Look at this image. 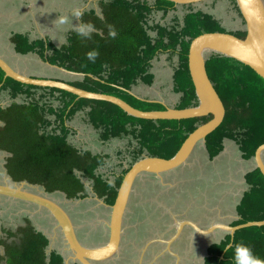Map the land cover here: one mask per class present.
I'll list each match as a JSON object with an SVG mask.
<instances>
[{
  "label": "trees",
  "instance_id": "trees-1",
  "mask_svg": "<svg viewBox=\"0 0 264 264\" xmlns=\"http://www.w3.org/2000/svg\"><path fill=\"white\" fill-rule=\"evenodd\" d=\"M99 8L101 18L94 11L82 16V22L90 23L93 31L87 36L71 32L66 45L60 48L40 41V58L66 71L83 74L82 78L68 83L74 87L115 96L136 109L150 111L164 110V107L141 101L129 91L138 81L150 86L151 61L159 53H169L170 57L178 58L172 79L174 92L181 96L175 108L196 105L187 67L188 48L192 39L211 32L203 30L214 24L211 16L194 13L189 7L181 26L179 23L167 26L150 23V16L156 11H161L162 16L173 11L175 4L169 1L155 0L150 5L144 0H108L101 1ZM113 32L115 35H110ZM244 37L245 32L240 38ZM13 42L19 53L29 52L36 46L27 44L22 36H14ZM92 50L99 53L95 61L86 57ZM205 69L225 110L221 124L206 136L205 149L213 158L222 151L223 140L232 139L237 142L242 157L248 160L264 143V80L248 66L220 55H211ZM6 89L12 99L19 95L26 99L0 108L3 124L0 150L10 155L5 160L8 175L15 182L40 185L50 194L61 192L68 200L87 197L84 179L91 183L95 197L112 205L123 176L134 162L144 154L170 159L197 126L211 119V116L180 121L137 119L105 101L77 98L59 89L24 85L4 78L0 69V91ZM39 90L40 95L36 97ZM144 104L156 108L139 106ZM79 113L98 132L103 143L112 139L127 142L126 168L113 183L100 172L107 165L108 155L92 153L69 140L74 130L68 123ZM246 181L251 187L236 207L239 219L231 226L264 220V178L256 169L246 175ZM1 233L4 254L0 255V264H63V256L55 250L46 255L49 240L27 217H23L22 224L14 231L1 229ZM238 244L249 247L254 256L264 260V226L237 230L232 240L226 234L219 244L208 247L204 263L235 264Z\"/></svg>",
  "mask_w": 264,
  "mask_h": 264
},
{
  "label": "rangeland",
  "instance_id": "rangeland-1",
  "mask_svg": "<svg viewBox=\"0 0 264 264\" xmlns=\"http://www.w3.org/2000/svg\"><path fill=\"white\" fill-rule=\"evenodd\" d=\"M77 1L85 5V1ZM95 3L96 5L92 3V6L100 9L98 2L95 1ZM153 3L152 0L150 3L148 2L150 5ZM176 6L178 10L170 11L168 15L162 16L160 12H157L158 22L167 26L179 23L181 26L183 16L188 12L189 7ZM193 12L204 14L202 10H193ZM211 19L214 20L213 17ZM203 30L211 31L205 33H229L238 38L243 37V32L235 31L223 23L215 22V20L214 24L203 28ZM170 60H173L172 57ZM172 64L176 70L177 63L172 61ZM159 94L165 97L164 99L168 101L169 105L178 103L181 96L180 93L174 92L173 82L169 80L161 85L160 89L151 87L144 93L152 99H155ZM145 102L149 103L147 100ZM139 106L148 109L156 108L154 105L148 104ZM80 126L82 129H79L78 126V129L70 137V142L75 143V146H78V143V147L88 149L92 153L102 151L110 153L113 161H109V164L100 169V172L108 182L113 183L114 178L120 174L123 168H126V161L122 162L123 158L118 159L113 150H125L127 145L125 146V142L117 139L103 143L99 139L98 132L89 124L82 121ZM201 147L202 145L199 143L186 166L159 177L140 176L135 182L128 202L121 250L114 259L100 264H202L205 255L204 246L208 237H201L191 227L184 226L179 239L174 241L171 246H167L166 241L174 233L177 222L183 219L192 218L196 224L203 228L213 223L228 222L233 224L239 218L236 214L237 210L236 213L234 211V204L241 194L240 189L243 186L232 187L231 195L224 196L229 192L226 185L220 184L221 181L211 184L212 175L215 172L204 166L206 156ZM5 158L6 156L0 152V183L4 177ZM201 175L204 181L201 179ZM83 181L87 183L85 199L65 201L63 195L58 192L51 193L49 197L58 202L68 213L75 227L77 238L84 246H99L106 242L108 237L107 224L110 207L106 206L103 199H98L93 195L88 181L84 179ZM226 190L228 191L226 192ZM204 193L205 198L202 197ZM22 216L27 217L37 230L44 231L52 242V248L62 253L63 258L68 260L67 264H72L71 252L67 249L60 231L54 228V221L45 211H39L35 205L25 202L0 199V226L6 230L14 231L22 224ZM224 233L216 231L214 235L217 234L216 238H219ZM214 235L210 236L213 237L212 240H215ZM148 243L150 244L148 245Z\"/></svg>",
  "mask_w": 264,
  "mask_h": 264
},
{
  "label": "water",
  "instance_id": "water-1",
  "mask_svg": "<svg viewBox=\"0 0 264 264\" xmlns=\"http://www.w3.org/2000/svg\"><path fill=\"white\" fill-rule=\"evenodd\" d=\"M165 1L172 2L175 5H197L208 0ZM233 1L235 2L238 12L243 20L245 37L241 39L229 33H202L191 40L187 54V67L194 87L196 105L182 109L166 107L160 103L164 106V110L142 111L132 107L115 96L85 91L62 81L29 78L28 76L13 70L0 58V69L4 73V78H10L24 85L59 89L71 93L77 98L105 101L116 105L128 116L137 119L151 121H180L211 116L210 120L197 126L196 129L188 135L179 150L170 159L149 157L144 154L139 160L131 165L129 170L123 176L114 203L110 207V217L107 224L109 231L108 239L104 244L99 246L87 247L82 245L77 238L75 227L70 216L58 202L49 197L50 193H47L40 185H33L26 181H13L6 172L4 167L5 162L3 163L4 177L3 181L0 183V198H5L10 201L25 202L27 204L35 205L39 211H45L54 221V228L60 231L62 238L67 245V249L71 252L72 255L70 256V259L72 260V263L93 264L114 259L120 251V242L123 234V220L136 179L143 175L159 177L160 175L182 167L187 163L196 146L201 143L204 147L206 136L212 133L221 124L225 115V110L213 84L208 79L205 69V62L211 55L232 58L243 65L248 66L264 80V1ZM60 69L75 77H83V74L69 72L63 68ZM129 93L135 98L145 101L136 97L131 90ZM148 102L151 103L156 101ZM0 152L5 156H10L4 151L0 150ZM263 153L264 143L260 145L254 153V159L257 161V169L264 178V165L261 162V156ZM78 176L80 177V175ZM82 182L85 186L87 185L83 179ZM58 193L63 195L65 201H70L63 193ZM184 226L191 227V229L200 236H208L214 234L216 231H222L229 234L232 240L235 231L252 226H264V220L247 222L236 226H230L223 223H213L207 228H200L191 220L178 221L174 233L166 241L167 246H171L174 241L179 239ZM43 234L49 240L46 249V255L49 256L50 252L53 250L51 246L52 242L47 234ZM229 246L230 245H228L226 249ZM3 254V248L0 246V255ZM67 262V259H63V264H67Z\"/></svg>",
  "mask_w": 264,
  "mask_h": 264
},
{
  "label": "crops",
  "instance_id": "crops-1",
  "mask_svg": "<svg viewBox=\"0 0 264 264\" xmlns=\"http://www.w3.org/2000/svg\"><path fill=\"white\" fill-rule=\"evenodd\" d=\"M82 1H85V5H79L78 7L77 0H0V58L13 70L32 79H50L66 83L78 79L79 77H75L72 74L61 70L60 67L58 68V66L51 65L45 59L40 58V41H44V43L48 42V44H51L56 48L66 45L69 34L73 31H77V28L81 24H85L82 22V16L85 13L94 11L98 17H102L100 9L92 6V3L96 5L95 1L100 3V1L108 0ZM147 1L150 3V0ZM219 1L216 9L213 8L214 0H208L199 3L198 5H194L193 10H202L204 14L210 15L215 21L223 23L225 26L230 27L235 31L245 32L243 20L234 1ZM221 1L223 2V5H220ZM222 8L225 9L222 10ZM77 11L80 12L79 16L74 15ZM160 13L162 14V12ZM62 17L67 18V23H57ZM14 36H22L26 39L27 44H36V46L29 52L19 53L16 51L13 42ZM37 43L39 44L37 45ZM170 58L169 53H159L151 61L148 72L153 76V83L148 86L143 82L138 81L133 85L131 91L136 97L147 101H156L151 103H162L166 107H175L178 104L175 103L169 105L168 101L164 99L165 97L162 94L156 96L155 99L144 95V93L150 90L151 87L160 89L161 85L165 84L168 80L172 82L173 70L175 69L172 61L178 63V58L177 56H173V60H170ZM39 95L40 90L35 93L36 97ZM23 101H26L24 95H19L15 99H12L8 89L0 91V108H6L13 102L20 103ZM56 104L57 102L54 103V105ZM83 120L84 123H86L83 114L79 113L75 115L74 119L69 122L68 125L75 132L78 129V126L80 127L79 129H82L80 123H82ZM2 125L3 124L0 121V126ZM123 142H125L126 146L127 142ZM77 145L79 146L78 143ZM201 150H204L206 156V164L204 166L209 168L210 171L212 169L215 172L212 175L213 181L210 183L214 184L215 182L216 184V181H221L220 184L226 185L225 187L229 189V192L225 193L224 196L231 195L233 192L232 187L243 186L240 189L241 194L239 196L237 194L238 198L234 204V211L236 213V207L242 199L243 194L251 187L246 181V175L257 169V161H255L254 156L245 160L242 157L237 142L232 139H224L222 142V151L213 158L209 157L203 145ZM113 151H115L114 153L119 159L118 154L120 149ZM100 153L109 156L108 162L113 161L110 153H106L105 151ZM261 162L264 165V153L261 156ZM186 164L183 166H186ZM201 179H203L202 175ZM227 191L228 190H226V192ZM202 197L205 198V193ZM221 223L230 226L232 225L228 222ZM40 232L44 233L42 230H40ZM226 234L227 233H224L223 236ZM214 236L216 238L218 235L216 234ZM149 244L150 243H148V245Z\"/></svg>",
  "mask_w": 264,
  "mask_h": 264
},
{
  "label": "clouds",
  "instance_id": "clouds-1",
  "mask_svg": "<svg viewBox=\"0 0 264 264\" xmlns=\"http://www.w3.org/2000/svg\"><path fill=\"white\" fill-rule=\"evenodd\" d=\"M74 15L79 16L80 12L77 11L74 13ZM57 23L59 24H65L67 23V18H60ZM93 26L89 24H81L77 28V32L80 35L87 36L91 31H93ZM110 35H115V33H110ZM99 55V53L96 50H92L86 53V57L90 61H95L96 57ZM235 264H264V260L254 256L250 250L249 247L238 244L235 248Z\"/></svg>",
  "mask_w": 264,
  "mask_h": 264
},
{
  "label": "flooded vegetation",
  "instance_id": "flooded-vegetation-1",
  "mask_svg": "<svg viewBox=\"0 0 264 264\" xmlns=\"http://www.w3.org/2000/svg\"><path fill=\"white\" fill-rule=\"evenodd\" d=\"M144 1H147V0H144ZM153 1H155V0H153ZM264 1V0H263ZM101 2V1H100ZM148 2V1H147ZM218 2H220L219 0H214V4H213V8L214 9H216L217 7H218ZM77 3H78V7H79V5H82V4H80L78 1H77ZM99 4V3H98ZM220 5H223V2L221 1V3H220ZM82 6H84V5H82ZM183 7H190V8H194V5H183ZM177 8V6L175 5V8H174V10L173 11H177L178 10V8ZM212 8V9H213ZM157 12H161V11H156V12H154L151 16H150V23L151 22H154V23H157L158 22V20H157V17H156V15L158 14ZM169 12L170 11H168L167 13H166V15H168L169 14ZM160 23V22H159ZM162 25V24H161ZM172 82H173V79H172ZM152 83H153V79H152ZM152 85V84H151ZM127 148V147H126ZM125 148V149H126ZM204 148H205V144H204ZM119 153L121 154V155H119L118 154V156H119V159L120 158H123V160H122V162H127V160H128V157L124 154V149L122 150V149H120V151H119ZM7 157H9V156H6V158ZM6 158H5V160H6ZM6 163V162H5ZM107 164H109V162H107ZM123 166V165H122ZM4 167H5V164H4ZM6 169V168H5ZM7 172V171H6ZM8 174V173H7ZM153 177V176H152ZM139 179V178H138ZM138 179H136V181L138 180ZM135 181V182H136ZM90 183V182H89ZM90 185V188H91V183L89 184ZM134 185H135V183H134ZM92 190V189H91ZM0 199H3V200H7V199H5V198H0ZM8 201H10V200H8ZM113 205V204H112ZM112 205H107L106 204V206H109V207H111ZM127 211V210H126ZM126 214V213H125ZM23 217H25V216H22L21 218L23 219ZM109 217H110V215H109ZM124 218H125V216H124ZM21 219V220H22ZM177 219V218H176ZM192 219V218H191ZM190 218H188V219H183V220H191ZM183 220H180V221H183ZM192 222H194L195 220L194 219H192L191 220ZM109 222V221H108ZM194 223H196V222H194ZM200 228H203V226H201V225H199V224H197ZM108 227V226H107ZM207 228V227H206ZM1 229H4L2 226H0V233H1ZM123 230H124V220H123ZM216 233V232H215ZM214 233V234H215ZM2 234V233H1ZM0 234V235H1ZM123 235V234H122ZM213 234H211V235H208V236H204V237H208L209 239H207V241H206V245L204 246L205 247V251H207V249H208V247L210 246V245H212V244H219L222 240H224V238H225V236H222V237H219V238H215V236H214V239L215 240H212L213 239V237L211 238L210 236H212ZM108 236H109V231H108ZM107 239H108V237H107ZM107 241V240H106ZM81 243V242H80ZM105 243V242H104ZM103 243V244H104ZM121 243H122V237H121V242H120V250H121ZM82 244V243H81ZM83 245V244H82ZM88 247V246H87ZM89 247H91V246H89ZM92 247H94V246H92ZM56 252H58L61 256H63L62 255V253L61 252H59V251H57L56 249H54ZM120 252V251H119ZM119 252H118V254H119ZM117 256V255H116ZM115 256V257H116ZM207 256V253L205 252V255L203 256V259H202V264H205L204 263V259H205V257ZM109 261H111V260H108V261H102V262H96V263H93V264H100V263H107V262H109ZM72 264H79V263H77V262H74V263H72Z\"/></svg>",
  "mask_w": 264,
  "mask_h": 264
}]
</instances>
